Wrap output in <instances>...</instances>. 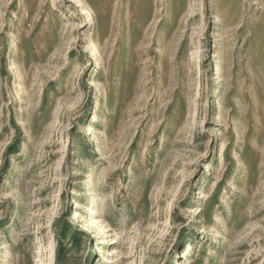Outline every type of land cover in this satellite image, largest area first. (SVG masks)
I'll use <instances>...</instances> for the list:
<instances>
[{
  "label": "rangeland",
  "instance_id": "374dc122",
  "mask_svg": "<svg viewBox=\"0 0 264 264\" xmlns=\"http://www.w3.org/2000/svg\"><path fill=\"white\" fill-rule=\"evenodd\" d=\"M0 264H264V0H0Z\"/></svg>",
  "mask_w": 264,
  "mask_h": 264
}]
</instances>
